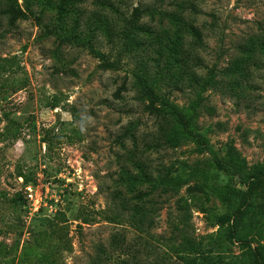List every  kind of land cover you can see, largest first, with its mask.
<instances>
[{"label":"rangeland","instance_id":"rangeland-1","mask_svg":"<svg viewBox=\"0 0 264 264\" xmlns=\"http://www.w3.org/2000/svg\"><path fill=\"white\" fill-rule=\"evenodd\" d=\"M65 1L12 0L32 13L17 20L0 5V264H249V249L264 255V181L228 244L216 219L231 210L219 194L244 187L213 164L232 150L245 182L264 170V0ZM60 5V35L90 41L101 59L52 35ZM140 6L170 17L136 23L151 35L136 33L124 49ZM151 84L188 118L196 109L189 129L209 150L158 102L145 112L139 98ZM180 205L197 253L170 246Z\"/></svg>","mask_w":264,"mask_h":264},{"label":"trees","instance_id":"trees-1","mask_svg":"<svg viewBox=\"0 0 264 264\" xmlns=\"http://www.w3.org/2000/svg\"><path fill=\"white\" fill-rule=\"evenodd\" d=\"M12 0H0V5L2 7L3 14L8 15L13 20L17 19H26L27 16L32 13L28 11L22 12L18 7L17 4L13 6L11 2ZM14 1V0H13ZM81 0H66L64 2V6L68 3L72 6L76 2H80ZM9 3V4H8ZM63 5H60L58 8V25L54 27V36L60 38L64 42L68 44H72L76 47H84L88 48V50L96 57V58H102V55L100 53H97L93 51L91 42L85 41L84 39L80 38L76 34H69L68 36L64 35L61 36L60 32L64 30V23L63 21V14L64 7ZM28 14V15H27ZM170 17L167 13L165 14L163 11L158 9L156 6H140L133 10L132 15L130 17V20L127 22V27L125 29L124 39H125V45L123 46L124 49H129L131 47L132 39L135 37V34L138 32L144 33V35H151V29L149 30L146 26H143V28L140 25H136V23L142 21L143 19H147L150 22L158 21L159 23H163L166 18ZM41 22L40 19H37ZM172 22V21H170ZM188 30V29H187ZM191 31L190 34H192L193 38L197 39L198 36L194 34V30L189 28ZM50 34V33H48ZM195 39V40H196ZM161 50L156 51L155 54L158 57L161 58ZM156 59V63H157ZM106 68H111V65L107 64L105 65ZM157 66V65H156ZM155 77H161L162 76V70L157 66V72L154 74ZM144 77H139V82L141 85L145 84L146 82L143 81ZM157 79V78H153ZM200 81V80H199ZM157 81H155L153 84L154 86H157ZM153 85L148 86L144 89L143 95L140 99V103L145 106V112L151 111L156 112V108H153V104L155 102H158L161 106V109L173 119L175 124L177 125L178 129L181 130L187 137L191 138L201 149L203 150H209L207 147V142L205 138L198 134L193 132L189 129V126L192 122L197 120V117L195 115L196 109L192 107V116L187 117L183 111L177 109L172 104L168 103L164 99H160V97L155 93V90L153 89ZM146 98L147 104L143 103V99ZM213 164L215 165L216 169L225 173L228 175L231 179L236 180L238 182V185H241L244 187L243 191L240 192H227L224 194H219V198L224 202L227 207L231 210L230 215H223L216 219L217 225L221 227H226L225 231V240L228 244L235 243L237 239V235L239 232V229L242 226L243 222V215L245 212V209L247 207L248 202L251 199L252 194V188L256 182L264 181V170H258L256 171L249 179L250 182H245L242 179V172H243V165L238 161L237 156L235 153L230 150L226 154V157L221 159L213 155ZM145 177V176H144ZM146 178V177H145ZM25 184H28V180L26 178L23 179ZM18 198V197H17ZM123 209L124 204L121 206ZM180 212H182V217L179 218H173V215H170V218L168 220V230L171 234L170 246H177L183 251L197 253L198 252V244L196 243L195 239L193 238V233L191 227H189V221H190V215H188V210L184 208L183 206H179L178 208ZM187 215V216H186ZM133 216H135V210H131V214L128 217L129 223L133 225L135 222L133 221ZM86 224V223H85ZM140 224H135L137 228L140 229ZM175 238H179L180 242L177 244L175 243ZM247 248L249 249V245H247ZM248 260L249 264H264V255L259 249L251 250L249 249L248 253Z\"/></svg>","mask_w":264,"mask_h":264},{"label":"built area","instance_id":"built-area-1","mask_svg":"<svg viewBox=\"0 0 264 264\" xmlns=\"http://www.w3.org/2000/svg\"><path fill=\"white\" fill-rule=\"evenodd\" d=\"M27 201L31 203L34 212H38L39 209V199L37 198L36 194L33 193V190L28 189V194H27Z\"/></svg>","mask_w":264,"mask_h":264}]
</instances>
